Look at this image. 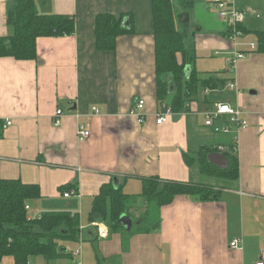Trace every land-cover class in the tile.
<instances>
[{"label": "crops", "instance_id": "0c3cea01", "mask_svg": "<svg viewBox=\"0 0 264 264\" xmlns=\"http://www.w3.org/2000/svg\"><path fill=\"white\" fill-rule=\"evenodd\" d=\"M13 1L0 0V37L13 33L6 22ZM33 1L40 14L72 16L74 31L38 37L33 60L0 56V177L39 186L41 196L28 202V217L61 210L57 203L73 199L76 211H69L83 220L84 207L91 208L101 185H114L113 179L136 204L143 203L137 196L143 177L213 184L216 199L177 195L169 204L156 207V222L150 227L139 225L142 216L134 220L127 214L133 222L130 230L122 224L116 229L105 225V238L88 233L82 242L93 245L85 253L86 262L254 264L264 250V53L257 48L248 51L229 70L227 26L211 0H191L186 10L180 0H171L176 27L184 33L185 45L195 51L186 71L192 67L197 78L223 80L224 86L197 87L187 110L171 111L158 124L162 105L157 100L151 0ZM234 1L244 11L242 41L257 42L256 32L264 31V0ZM100 13L125 15V24L131 18V31L116 37L114 50L96 47L94 23ZM228 79L235 81V90L225 88ZM198 88L203 95H198ZM171 97L162 103L169 107ZM139 98L145 101L141 122L130 113ZM220 101L245 111L248 125L236 136L214 134L203 125L205 111ZM57 108L63 117L55 127L52 119ZM7 119L11 125L2 128ZM79 124L90 132L82 141L76 135ZM234 137L235 180L214 177L220 180L204 182L198 165L184 160L183 154L200 147L229 146ZM74 188L79 196H63ZM90 222L86 226L91 229ZM79 225L80 239L85 228ZM235 238L242 241L240 249L230 247ZM81 251L82 247L77 257L72 254L68 264L81 261ZM51 262L40 256L28 259V264ZM0 264H13L12 258L4 257Z\"/></svg>", "mask_w": 264, "mask_h": 264}, {"label": "trees", "instance_id": "16d2710c", "mask_svg": "<svg viewBox=\"0 0 264 264\" xmlns=\"http://www.w3.org/2000/svg\"><path fill=\"white\" fill-rule=\"evenodd\" d=\"M180 1L184 10L192 5L191 0ZM151 11L157 100L163 111L167 104L162 102L172 94L169 102L170 111H185L186 103L191 100L197 87L222 88L224 81L211 77L199 79L192 67L186 71V67L195 60V51L192 45L191 47L185 45L184 34L176 27V16L171 0H151ZM185 13L184 11L179 15ZM124 19L125 15L115 16L110 13L96 15L94 32L98 50H114L116 37L131 31V18H126V24ZM6 22L13 27V33L11 36L0 37V56L18 60L36 58L38 37L65 36L74 31L72 16L40 14L33 0H14L6 12ZM256 37V48L264 53V31H257ZM170 83L173 85L172 93H169ZM231 145L226 146L227 149L223 151L229 160V166L225 170L207 161L208 153L215 152V148L200 149L196 157L199 172L214 175L216 178L237 179V154L232 152ZM183 157L189 165L195 160L189 154H183ZM141 184V191L137 196L143 199L146 207L169 204L177 195H190L199 200L218 197L212 186L191 181L150 176L141 178ZM40 196L39 186L35 183L0 177V261L4 257H11L13 264H28L31 256H40L45 262L71 257L72 252L62 249L59 244L61 241L79 240L78 214L67 210H47L35 217H28L25 205ZM131 198L132 195L124 193L118 185L114 186L112 183L101 185L99 192L92 199L89 220L104 218L108 205L110 227L116 229L120 226L118 222L120 215L130 214ZM140 221L139 225H142V217Z\"/></svg>", "mask_w": 264, "mask_h": 264}, {"label": "built area", "instance_id": "2783aa9c", "mask_svg": "<svg viewBox=\"0 0 264 264\" xmlns=\"http://www.w3.org/2000/svg\"><path fill=\"white\" fill-rule=\"evenodd\" d=\"M211 3L215 7L216 14L218 18L225 23L227 26L226 38L229 44L228 56L226 57V63L231 70L234 67V64L245 57L248 51L256 49L257 44L254 41H242L243 32L240 29V25L244 18V11L235 5L234 0H211ZM218 53V52H217ZM225 88L228 90H235L236 83L233 79H228L225 83ZM145 105V101L142 98L136 99L131 105L130 113L137 117L138 121H142L141 113ZM169 107L165 106L164 111H161L157 115L156 123L160 124L165 121L166 114L170 113ZM245 111L241 106L237 104H231L227 101H220L214 103V108L207 110L204 113L203 125L208 128L214 134H232L237 135L238 131L242 128L247 127L248 121L245 118ZM63 117V111L61 108H57L54 112L52 123L55 127L61 125V120ZM12 123L11 120H6L2 128L10 126ZM76 135L79 141L85 140L89 137L90 132L84 126L79 124L76 129ZM237 138H233L231 150L237 154ZM227 147L217 146L216 151L223 153ZM64 197L69 196H79V191L70 189L63 193ZM25 209H29V205H25ZM91 226L98 227V237L105 238L108 235V231L105 225L97 222L91 221ZM241 239L235 238L230 242V247L240 249L241 248ZM78 255V252H75ZM73 264H82L80 259H75ZM254 264H264V250H262L254 262Z\"/></svg>", "mask_w": 264, "mask_h": 264}, {"label": "rangeland", "instance_id": "374dc122", "mask_svg": "<svg viewBox=\"0 0 264 264\" xmlns=\"http://www.w3.org/2000/svg\"><path fill=\"white\" fill-rule=\"evenodd\" d=\"M184 41H185V35H184ZM179 57L180 56H178V58ZM226 69H228V68H226ZM166 76H165V78H166ZM197 92H198L199 96L203 95L202 88H198ZM200 149H202V148L200 147L199 149H196L195 152H190L189 153V155L191 157H193V160L195 159L194 163H196V157H198L197 154L199 153ZM193 167L195 168L196 165H193ZM201 174H203V176L200 179L203 180L204 182H209L210 183V182H213V181H219L220 180V179H215L214 178L215 176L211 175V174H204V173H201ZM196 183H200V182H196ZM201 184L212 186L214 188L213 184H206V183H201ZM30 203H32V201ZM131 203H132V205H131L130 214L133 216L134 220H136L137 217L142 216L143 218H145V221H143V226H147V227H150L152 224H154L156 222V209H157L156 207H154V206L146 207L145 202L143 201V203H142V201H140V200L138 201L137 204L134 203L133 201H131ZM55 206L56 207H61L62 208L61 210L76 211L77 202L75 200H73V199L72 200L69 199V200H64L63 202H59ZM84 208L86 209V211H85L86 213L84 214L83 220L80 219V223L82 224V226L84 225V228H85L84 230H81V235L82 236L80 237V239L78 241H61L59 246L62 249L68 250L69 252H78V255H76L75 253H72L75 257L79 256L80 247H82V251L81 252H82L83 255L82 254L80 255V258H82L81 263L82 264H91L89 262H86L85 253L86 252H91L90 249H91L93 243L86 242V241L82 242V239H87L88 233L93 232V231L96 232V234H98L99 228L98 227H92L90 229V228H88V226H86L90 222V220H89L90 208H86V207H84ZM133 208H134V210H133ZM29 214H32V213H29ZM95 221H98V222L110 227V225H111V216H110L109 206L108 205L106 206L105 217L101 218V219H96ZM64 263L65 264L70 263L68 258H59V259L53 260V262H51L50 264H64Z\"/></svg>", "mask_w": 264, "mask_h": 264}, {"label": "water", "instance_id": "95a60500", "mask_svg": "<svg viewBox=\"0 0 264 264\" xmlns=\"http://www.w3.org/2000/svg\"><path fill=\"white\" fill-rule=\"evenodd\" d=\"M187 68V67H186ZM172 87L170 86V89ZM207 161L216 166L221 170H225L229 166V160L227 157L221 152H210L207 155ZM114 185H117V179H113ZM118 222L122 224L127 230H130L132 227V219L127 214L120 215Z\"/></svg>", "mask_w": 264, "mask_h": 264}]
</instances>
